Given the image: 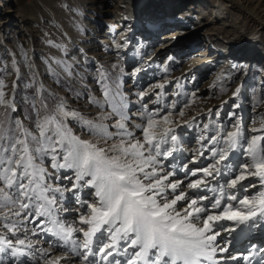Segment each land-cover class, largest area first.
Returning a JSON list of instances; mask_svg holds the SVG:
<instances>
[{"label":"snow or ice","instance_id":"1","mask_svg":"<svg viewBox=\"0 0 264 264\" xmlns=\"http://www.w3.org/2000/svg\"><path fill=\"white\" fill-rule=\"evenodd\" d=\"M44 43L59 53L41 57L48 76L96 111L45 87L22 47L0 56V264H264V244L233 254L227 239L264 228V114L246 121L234 103L185 119L195 92L165 102L163 83L133 111L122 78L101 65L90 94L83 49Z\"/></svg>","mask_w":264,"mask_h":264},{"label":"rangeland","instance_id":"2","mask_svg":"<svg viewBox=\"0 0 264 264\" xmlns=\"http://www.w3.org/2000/svg\"><path fill=\"white\" fill-rule=\"evenodd\" d=\"M133 1L0 0V56L6 50L18 53L22 47L35 62V69L45 87L69 97L74 107L89 113L96 110L85 104L87 94L76 100L75 93L70 95L48 76L41 57L59 55L44 43L48 37L64 39L70 56L80 58L77 49L86 53L84 62L88 73L85 83L90 94H100L94 81L95 70L101 65L113 78H122L123 91L133 101V111L139 107L135 104L137 92L163 83L167 94L165 102L190 100L195 92V102L186 109L185 119L193 115L202 118L209 108L219 109L221 118H224L230 111H241L233 108L234 103L241 104L246 121L256 118L258 113L264 114V103L254 110L256 101L264 97V29H259L255 16L224 0H149L133 13L140 24L132 31V21L120 18L131 13ZM257 1L253 5L258 6ZM218 3L224 7L221 15L215 11ZM69 5L75 9L74 13H69ZM259 9L256 7L257 14ZM217 15V19L223 18L212 25ZM117 21L121 25H117ZM173 31L180 33V43L165 42V34ZM119 35L130 36L131 49L126 54L114 50L113 43ZM250 39L257 42L248 43ZM251 44L254 52L249 54L246 47ZM142 49V58H136L134 52ZM217 49L226 53V57L218 54ZM205 58H209L205 61L207 64L194 69V65L202 63ZM17 59H20L19 55ZM136 65L143 66L139 80L136 79L138 75H133ZM21 73L22 78H26L28 70L22 66ZM14 78H8L9 87ZM177 81L182 85L181 89L175 87ZM83 86L80 83L73 85L76 91ZM237 87L241 89L240 95L233 97ZM29 91L21 84L16 98L18 111L24 109L23 98ZM178 91L180 95H174ZM192 135V132L186 134L189 140ZM186 145L193 147V143Z\"/></svg>","mask_w":264,"mask_h":264},{"label":"bare ground","instance_id":"3","mask_svg":"<svg viewBox=\"0 0 264 264\" xmlns=\"http://www.w3.org/2000/svg\"><path fill=\"white\" fill-rule=\"evenodd\" d=\"M139 1L141 2L140 5H138L139 4ZM148 1L149 0H142V1L141 0H134L132 2V4H131V8H132L131 9V13L128 14L127 16L126 15H123L122 18H120V19H123L124 21H127V20H131L132 21V24H131L132 25V31H134V29H138L137 25L140 24V21H136L134 19L133 13L136 12L138 10V8H141V6H144ZM224 1H226V2L229 1V2L232 3L231 5H233V6L237 7V8H239V9H241L243 12L248 13L249 15L255 16L254 18H256V20L258 22V25L257 26H259V29L260 30L264 29V0H258L257 3H256V4H258V6L253 5V3L255 2V0H224ZM219 5H220V7H219ZM216 7L217 8L215 9V11L217 12L218 15H221L222 12H223V10H224L223 5L220 4V3H218V4H216ZM256 7L257 8H260L259 11H258L259 14H257V12H256ZM218 15H217V17H214V18H216L215 19L216 22L213 23L212 25L218 23L219 22L218 20L221 19V18H223L221 16L219 19H217L218 18ZM116 24L117 25H121V22H118L117 21ZM118 27H121V26H118ZM139 28H140V25H139ZM129 37L130 36H128V35L125 36V37L119 35L117 41H115L113 43L114 44V48H115L114 50L116 52H121V53L126 54L127 51L129 49H131V44H130L131 41L129 40ZM164 37L166 39L165 42H168V43H180V42H178L179 39H180V33L179 32H174L173 31V32H170V33L165 34ZM254 38H255V36H254ZM255 40L250 39V41H248V43L257 42V40L256 41ZM117 45H121V46L118 48ZM143 45H141V46H143ZM252 47H253L252 44L250 46L246 47L247 50L248 49L250 50L247 53L250 54V53H253L254 52L253 51L254 49H252ZM137 48H140V45H138ZM134 53H136V55L138 56L136 58L141 59L142 56H143V49L140 52H139V50H136V52H134ZM133 56H135V54ZM208 57H210V56L208 55ZM207 59H209V58H205L204 61L202 60L203 61L202 63H199V64L194 65V69H196V68L198 69V67L205 66L207 64V63H205V61H208ZM139 63H141V62H139ZM136 69H140V71L139 72H136ZM142 69H143V66H140V65H136V66L133 67V73H135V75H138V77H136L137 80L140 79L139 78L140 77V74L143 73L142 72ZM149 89H150V87L146 91H148ZM186 139H189V138L186 136ZM192 143H193V145H192L193 147L192 148L190 147V145H185V146L187 148H189V149H195L196 148V144H195V142H192ZM188 154L189 153H185V155H188ZM254 230L255 229H253L252 232L249 233V236H251V239H249V238L248 239L251 240L253 243L259 242L260 244H264L263 236L260 235V234H257V232L254 231ZM237 232H239V231H237ZM234 234H232L231 236H228L227 239H231ZM230 251L232 252V249H230ZM220 255L227 256V254H220ZM229 261L230 260H224V261L221 262V264H228Z\"/></svg>","mask_w":264,"mask_h":264}]
</instances>
